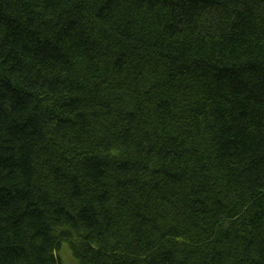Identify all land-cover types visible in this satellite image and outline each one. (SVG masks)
I'll return each mask as SVG.
<instances>
[{"label": "trees", "instance_id": "16d2710c", "mask_svg": "<svg viewBox=\"0 0 264 264\" xmlns=\"http://www.w3.org/2000/svg\"><path fill=\"white\" fill-rule=\"evenodd\" d=\"M264 264V0H0V264Z\"/></svg>", "mask_w": 264, "mask_h": 264}, {"label": "rangeland", "instance_id": "374dc122", "mask_svg": "<svg viewBox=\"0 0 264 264\" xmlns=\"http://www.w3.org/2000/svg\"><path fill=\"white\" fill-rule=\"evenodd\" d=\"M63 250L62 254H60L61 261H63V264H77V262L73 259V257L70 254V250H68V247L66 244H63Z\"/></svg>", "mask_w": 264, "mask_h": 264}]
</instances>
